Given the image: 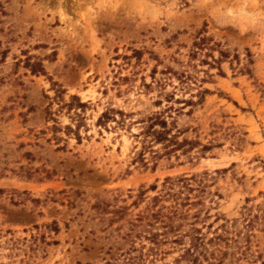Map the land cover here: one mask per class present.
Returning <instances> with one entry per match:
<instances>
[{
	"label": "rangeland",
	"instance_id": "rangeland-1",
	"mask_svg": "<svg viewBox=\"0 0 264 264\" xmlns=\"http://www.w3.org/2000/svg\"><path fill=\"white\" fill-rule=\"evenodd\" d=\"M181 176L264 264V0H0V264H190L140 218Z\"/></svg>",
	"mask_w": 264,
	"mask_h": 264
},
{
	"label": "trees",
	"instance_id": "trees-1",
	"mask_svg": "<svg viewBox=\"0 0 264 264\" xmlns=\"http://www.w3.org/2000/svg\"><path fill=\"white\" fill-rule=\"evenodd\" d=\"M25 67L28 68L32 75L44 72L40 62L31 63L29 58L25 63ZM201 93L197 92V96ZM77 101V107L81 108L84 106V103H80L78 98ZM194 103L192 100H184V104L192 105ZM110 119L114 118L109 115V112H105L99 117L98 123ZM155 126H159L160 129L156 130ZM147 132L156 143H171L175 148L189 144L186 140L177 142L174 139L175 137L170 134L166 121L158 117L148 126ZM202 149L207 148L206 146H202ZM192 182L193 176L189 178L181 176L165 179L162 194L152 199L153 205L151 211L146 216L140 217L147 220L146 226L148 228L158 226L160 231L149 230L144 237L156 248L164 244L181 245L184 238L187 237L189 238L188 246L183 247L184 250L177 260H184L190 264H224L227 256L234 255L233 252L229 251L232 246L236 245L235 247L238 250L241 249L240 235L233 233L229 229L230 227L226 224L228 220H225L223 224L215 228L211 237L208 238L195 226V221H199V213L195 212L191 214L190 207L199 205L200 201L199 198L196 201H191V192L194 191ZM164 202H169V204L165 205ZM188 222H192L189 223L191 228L186 232H181V227L185 226ZM245 227L246 229L249 228V223ZM206 228L211 229L212 225L208 224ZM51 229L55 234L59 232V228L55 222L52 223ZM242 240L246 244L249 241V236H245ZM243 251L240 252V255H243ZM177 263L179 262L174 264Z\"/></svg>",
	"mask_w": 264,
	"mask_h": 264
}]
</instances>
